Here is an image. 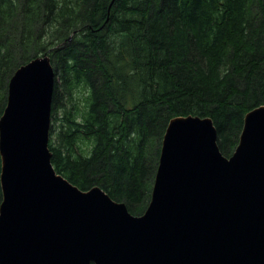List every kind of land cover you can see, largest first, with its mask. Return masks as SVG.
<instances>
[{
    "label": "trees",
    "instance_id": "obj_1",
    "mask_svg": "<svg viewBox=\"0 0 264 264\" xmlns=\"http://www.w3.org/2000/svg\"><path fill=\"white\" fill-rule=\"evenodd\" d=\"M45 54L56 171L140 215L172 118L211 117L230 156L264 105V0H0V117L14 72Z\"/></svg>",
    "mask_w": 264,
    "mask_h": 264
},
{
    "label": "water",
    "instance_id": "obj_2",
    "mask_svg": "<svg viewBox=\"0 0 264 264\" xmlns=\"http://www.w3.org/2000/svg\"><path fill=\"white\" fill-rule=\"evenodd\" d=\"M56 72L12 75L0 117V264H264V105L230 156L209 116L170 120L151 200L131 213L58 173L49 148Z\"/></svg>",
    "mask_w": 264,
    "mask_h": 264
},
{
    "label": "bare ground",
    "instance_id": "obj_3",
    "mask_svg": "<svg viewBox=\"0 0 264 264\" xmlns=\"http://www.w3.org/2000/svg\"><path fill=\"white\" fill-rule=\"evenodd\" d=\"M50 57V56H49ZM52 63V62H51ZM53 65V64H52Z\"/></svg>",
    "mask_w": 264,
    "mask_h": 264
}]
</instances>
